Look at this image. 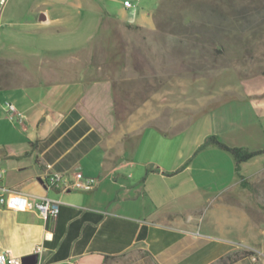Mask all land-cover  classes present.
Segmentation results:
<instances>
[{"label": "crops", "instance_id": "crops-1", "mask_svg": "<svg viewBox=\"0 0 264 264\" xmlns=\"http://www.w3.org/2000/svg\"><path fill=\"white\" fill-rule=\"evenodd\" d=\"M160 1L0 8V187L30 203L0 206V251L36 253V264H264V73L135 88L114 74L130 65L98 60L114 52L116 29L127 42L155 35ZM210 135L261 152L238 165L216 145L197 153ZM76 171L96 178L91 190L45 182L58 172L66 185ZM43 198L59 201L55 218L35 208Z\"/></svg>", "mask_w": 264, "mask_h": 264}, {"label": "rangeland", "instance_id": "rangeland-1", "mask_svg": "<svg viewBox=\"0 0 264 264\" xmlns=\"http://www.w3.org/2000/svg\"><path fill=\"white\" fill-rule=\"evenodd\" d=\"M155 19V35L141 38L139 32L127 42L116 29L114 52L98 55L99 61L130 65L114 71L119 84L124 78L136 88L142 79L149 84L151 79L196 75H218L220 84L236 73H264V0H161ZM123 44L131 49L123 50ZM201 145L197 153L206 147Z\"/></svg>", "mask_w": 264, "mask_h": 264}, {"label": "built area", "instance_id": "built-area-1", "mask_svg": "<svg viewBox=\"0 0 264 264\" xmlns=\"http://www.w3.org/2000/svg\"><path fill=\"white\" fill-rule=\"evenodd\" d=\"M6 0H0V8ZM133 5L127 2L126 6ZM6 115L10 119L21 120L24 114L17 110L15 105L9 101L4 103ZM1 148V145H0ZM1 158V157H0ZM3 170L0 169V176ZM63 175L58 172L48 174L46 184L60 189L75 188L80 190H91L96 184V178L85 175L81 171H76L73 174V180L66 185L63 182ZM0 206H6L13 210H25L30 206L27 195L23 192L10 190L5 187H0ZM44 219L55 218L59 211V201L55 199L43 198L41 201L34 204ZM47 237L48 235L45 234ZM0 264H22L19 257L12 255L9 249L0 251Z\"/></svg>", "mask_w": 264, "mask_h": 264}, {"label": "trees", "instance_id": "trees-1", "mask_svg": "<svg viewBox=\"0 0 264 264\" xmlns=\"http://www.w3.org/2000/svg\"><path fill=\"white\" fill-rule=\"evenodd\" d=\"M207 145H216L224 150L229 151L236 162V165H238L240 162L245 161L254 155L260 153L261 151H249L244 148L240 147H231L220 141L216 136L210 135L208 136L204 142L202 143L201 147L207 146ZM239 255L238 254H233V255H227L228 260H233L236 259Z\"/></svg>", "mask_w": 264, "mask_h": 264}, {"label": "water", "instance_id": "water-1", "mask_svg": "<svg viewBox=\"0 0 264 264\" xmlns=\"http://www.w3.org/2000/svg\"><path fill=\"white\" fill-rule=\"evenodd\" d=\"M22 264H36L37 263V254H31L27 256H23L20 258Z\"/></svg>", "mask_w": 264, "mask_h": 264}]
</instances>
